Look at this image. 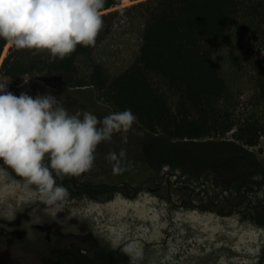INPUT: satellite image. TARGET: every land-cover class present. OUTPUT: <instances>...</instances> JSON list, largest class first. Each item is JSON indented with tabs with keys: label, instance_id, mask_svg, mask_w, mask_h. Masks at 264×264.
<instances>
[{
	"label": "trees",
	"instance_id": "obj_1",
	"mask_svg": "<svg viewBox=\"0 0 264 264\" xmlns=\"http://www.w3.org/2000/svg\"><path fill=\"white\" fill-rule=\"evenodd\" d=\"M131 1L119 9L122 0H106L94 46L77 45L62 61L12 46L0 75L13 84L40 75L47 84L92 88L113 112L131 109L150 139L177 155L199 139L231 132L244 145L257 146L264 137V0ZM121 22L140 24L137 52L128 63L100 61L97 52ZM7 45L0 38V61ZM162 87L178 97L175 105ZM246 89L250 96L238 119ZM179 161L175 154L169 159L175 167Z\"/></svg>",
	"mask_w": 264,
	"mask_h": 264
},
{
	"label": "rangeland",
	"instance_id": "obj_2",
	"mask_svg": "<svg viewBox=\"0 0 264 264\" xmlns=\"http://www.w3.org/2000/svg\"><path fill=\"white\" fill-rule=\"evenodd\" d=\"M133 3L131 0H122V4L117 8ZM139 29V23H119L109 43L97 52L98 59L100 61L112 59L116 65L122 62L128 63L141 43ZM11 47L12 45L9 44L6 46L0 68ZM249 68L251 69L252 65ZM0 78L4 76L0 75ZM8 81L10 82L7 85L8 91L14 95L19 96L21 92H25L35 97L37 94L50 93L70 114H78L81 118L85 111L100 119L113 113L110 106L98 100L92 88L77 90L61 85H51L43 82L40 75L26 76L19 84H13L9 78ZM157 83L163 86L160 79ZM160 90L172 105L177 103L178 97L172 91L166 87ZM249 96L250 91L246 89L242 96L238 119L243 114ZM135 132L143 135H136ZM151 137L153 136L141 126L137 119L136 124L133 125V131L128 133L126 144L121 141L120 134H115L111 143L103 142L98 145L94 166L85 173L84 179L93 184H117L128 181L139 185L148 176L158 175V181L162 176H166L171 178L174 187L172 201L179 202L181 192L175 189L183 186L195 190L198 194L196 202L201 201L203 196L209 193L216 201L220 200V204L210 212L196 208H180L168 198L167 191L161 192V197L150 192L147 186L154 187L152 181L138 190V195L133 200L127 199L121 193H117L111 202L91 199L76 201L74 197L69 198L65 207L69 211L75 210L73 216L86 220L79 221L83 232L109 241L116 237H120L121 240L133 237L132 240L138 242L144 253V260H137L138 264H163L164 262L179 264V261L182 264L183 260V264H199L205 261L208 255L214 253H216V264H230L232 261L250 264L252 260L259 258L264 250V228L250 222L243 223V221L264 217V207L261 206L264 204V137L257 146L244 145L234 138L233 132L225 136L207 137L197 140L198 146H189L178 155L164 147V144L155 143L150 139ZM152 144L160 147L157 149ZM219 147H223L222 150L225 151L222 153ZM121 148L127 150V171L117 175L113 173L106 156L112 151L119 153ZM229 149L239 154L235 157L225 154ZM212 151L219 153L216 155L211 153ZM196 152H199L196 157L199 160L197 165L186 158L188 155H195ZM174 154L182 160L176 167L169 163V159H173ZM154 157H157L156 160ZM150 159L152 162L149 161ZM161 159L168 160L163 162ZM70 180L71 178L68 177L63 179L56 177L58 185L74 192L75 187L70 185ZM17 194L21 196L19 201H22V198L25 202L28 199L39 198L31 186L18 183L10 175L8 180L0 179V201L5 195L16 197ZM224 197L228 198L229 202ZM143 204L145 206H142ZM194 220L198 225L194 224ZM188 225H191L190 229ZM198 228L206 229L207 232L204 233L210 237L205 239L200 236L199 238L189 232V230L197 231ZM150 237L156 238L152 239L155 247L150 250L152 255L146 257L145 240L151 241ZM205 251L209 253L206 256L202 255ZM11 262L14 260L10 257H0V264H12Z\"/></svg>",
	"mask_w": 264,
	"mask_h": 264
},
{
	"label": "clouds",
	"instance_id": "obj_3",
	"mask_svg": "<svg viewBox=\"0 0 264 264\" xmlns=\"http://www.w3.org/2000/svg\"><path fill=\"white\" fill-rule=\"evenodd\" d=\"M106 0H0V38L17 50L43 52L50 60H64L77 45L94 46L103 28L100 15ZM8 78H0V179L10 173L26 186H35L48 210L65 209L70 193L58 185L56 177H80L94 166L98 145L111 143L120 134L123 143L137 122L131 109L113 112L103 119L85 111L73 115L53 95L35 97L8 91ZM136 135H143L135 132ZM114 174L127 171V150L106 156ZM70 215L75 210H70ZM114 248L135 262L143 259L136 240H110Z\"/></svg>",
	"mask_w": 264,
	"mask_h": 264
},
{
	"label": "flooded vegetation",
	"instance_id": "obj_4",
	"mask_svg": "<svg viewBox=\"0 0 264 264\" xmlns=\"http://www.w3.org/2000/svg\"><path fill=\"white\" fill-rule=\"evenodd\" d=\"M191 156L193 157V155H188L186 158L196 165L199 164V160L195 157L191 158ZM0 166H2V162H0ZM8 172L18 183H26L23 178L15 176L10 169ZM84 177L85 173L80 177L71 178L70 185H73L75 190L74 192L68 190L70 199L74 197L76 201L91 199L111 202L117 193H121L127 199L133 200L138 195L137 191L152 181L155 186H147L150 192L161 197L160 193L167 191L168 198L173 200L174 187L171 178L166 176H162L159 181L158 175L148 176L139 185L128 181L117 184H93ZM31 188L37 194L35 186H31ZM178 188L175 190L181 192L179 202H172L180 208H196L210 212L220 204V200L216 201L209 193L205 194L201 201L196 202L198 194L194 189L183 186ZM20 198L19 194L16 197L5 195L0 201V257H10L14 260L11 262L12 264H138L137 261H130L127 256L120 252L119 248H114L109 240L94 234L84 233L79 221L86 220L70 215V211L66 207L63 211L56 213L48 210L40 198L28 199L27 202L23 198L22 201H19ZM224 199L229 202L228 198L224 197ZM261 206L264 207V204ZM249 222L264 228V217L261 219L254 218L252 221H243V223ZM190 226L188 225L189 229ZM189 232L194 233L199 238H201L200 236L205 239L210 237V235L205 234L207 230L204 228H198L197 231L189 230ZM132 239L133 237H128L121 241L126 243ZM153 246L152 241L145 242L146 257L152 255L150 250ZM208 254L205 251L202 255ZM215 259L216 253L208 255L205 261H201L202 263L199 262V264H216ZM231 260L232 258L230 262ZM230 264H244V262L235 261L233 263L232 261ZM250 264H264V250L260 257L252 260Z\"/></svg>",
	"mask_w": 264,
	"mask_h": 264
},
{
	"label": "bare ground",
	"instance_id": "obj_5",
	"mask_svg": "<svg viewBox=\"0 0 264 264\" xmlns=\"http://www.w3.org/2000/svg\"><path fill=\"white\" fill-rule=\"evenodd\" d=\"M147 202V201H146ZM148 204V203H147ZM128 207H130L129 205H127ZM142 206H145V204H143ZM132 207H134V206H132ZM125 208H127V207H125ZM141 208V207H140ZM142 209V208H141ZM140 209V210H141ZM126 210V209H125ZM144 210V209H143ZM148 211V210H147ZM147 211H145L146 213H147ZM144 212V213H145ZM124 213V212H123ZM146 215V214H145ZM148 215V214H147ZM144 219H145V217H144ZM150 220V219H149ZM154 222V221H153ZM191 222V221H190ZM194 222V224L196 223V221L194 220L193 221ZM197 224V223H196ZM214 224V223H213ZM198 225V224H197ZM149 234V233H148ZM141 235V234H140ZM154 234H152V236H153ZM157 235H158V233H157ZM140 238H141V236H139ZM156 237V236H155ZM243 237V236H242ZM157 238V237H156ZM156 238H151L150 237V239H151V241H152V239L154 240V239H156ZM161 238V237H160ZM146 239V238H145ZM149 239V238H148ZM243 239V238H242ZM146 241V240H145ZM242 241V240H241ZM147 242V241H146ZM150 242V241H149ZM162 242V241H161ZM156 243V242H155ZM243 244V243H242ZM158 245V244H157ZM153 247H155V246H153ZM159 247V246H158ZM241 247V246H240ZM152 248V247H151ZM159 249V248H158ZM236 249H237V247H236ZM165 250V249H164ZM257 250V249H256ZM164 252V251H163ZM256 252H258V250L256 251Z\"/></svg>",
	"mask_w": 264,
	"mask_h": 264
}]
</instances>
